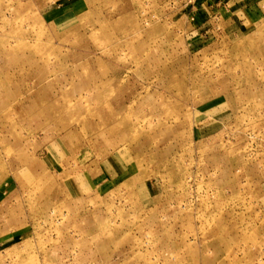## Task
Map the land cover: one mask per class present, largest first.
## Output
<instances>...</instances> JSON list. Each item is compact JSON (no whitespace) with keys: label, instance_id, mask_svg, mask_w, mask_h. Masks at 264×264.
<instances>
[{"label":"rangeland","instance_id":"1","mask_svg":"<svg viewBox=\"0 0 264 264\" xmlns=\"http://www.w3.org/2000/svg\"><path fill=\"white\" fill-rule=\"evenodd\" d=\"M0 264H264V0H0Z\"/></svg>","mask_w":264,"mask_h":264}]
</instances>
